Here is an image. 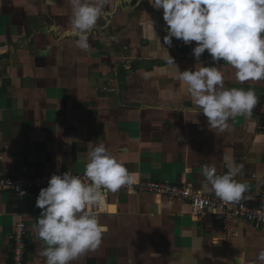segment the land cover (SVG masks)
I'll use <instances>...</instances> for the list:
<instances>
[{"label":"crops","instance_id":"1","mask_svg":"<svg viewBox=\"0 0 264 264\" xmlns=\"http://www.w3.org/2000/svg\"><path fill=\"white\" fill-rule=\"evenodd\" d=\"M71 15L70 0H0V175L84 172L88 153L102 143L136 180L93 209L107 231L97 249L72 264H234L238 255L255 261L264 228L241 218L225 225L214 210L194 213L135 187L159 180L215 195L206 190L202 166L223 173L235 161L243 165L235 179L248 184L242 199L256 201L264 185V80L240 82L231 65L218 62L225 87L251 88L258 103L251 116L209 128L176 76L197 61L176 51L174 39L164 44L162 9L150 0H108L87 50L77 46ZM165 89L175 91L166 104L159 95ZM40 190L25 197L0 192V264H11L19 221L26 224L27 264H43L34 230Z\"/></svg>","mask_w":264,"mask_h":264},{"label":"clouds","instance_id":"2","mask_svg":"<svg viewBox=\"0 0 264 264\" xmlns=\"http://www.w3.org/2000/svg\"><path fill=\"white\" fill-rule=\"evenodd\" d=\"M108 0H70L71 30L78 35L77 46L89 48L88 34L104 14ZM163 10L167 28L164 44L173 38L185 45L195 42L194 69L176 76L191 104L207 117L209 128H223L239 115L251 116L258 97L251 88H227L217 67L225 61L236 71L240 82L264 80V0H150ZM207 51L213 64L205 66L201 56ZM174 62L172 59L170 63ZM146 73V78L150 76ZM166 104L175 96L172 89L161 90ZM191 110V109H190ZM227 171L219 173L214 164L202 166L206 190L225 202H239L247 190L246 181L235 179L243 165L227 162ZM136 175L130 173L104 144L88 153L84 178L71 171L53 174L48 186L40 190L36 207L41 209L34 230L40 244L43 264H72L86 251L97 249L107 226L93 209L105 206L108 192L131 187ZM234 264H264V249L255 261L238 255Z\"/></svg>","mask_w":264,"mask_h":264},{"label":"built area","instance_id":"3","mask_svg":"<svg viewBox=\"0 0 264 264\" xmlns=\"http://www.w3.org/2000/svg\"><path fill=\"white\" fill-rule=\"evenodd\" d=\"M174 39L176 51L181 54L192 53L195 42L185 45L182 40ZM210 57L207 51L200 59ZM264 132V123L260 126ZM71 171L74 175L84 178V172L76 170L51 169L36 172H13L0 175V192L10 191L18 197H25L29 192L48 186V181L53 174H63ZM264 183V181H263ZM121 189H129L128 186ZM135 190L150 192L170 201H177L190 205L194 213H203L209 209L218 212L225 222L231 224L234 218H241L252 223L258 229L264 228V185L256 201L241 199L237 203L225 202L216 195H209L194 189L187 183H171L159 180H140L136 183ZM11 264H27L28 245L26 240V224L24 221L16 223L9 242Z\"/></svg>","mask_w":264,"mask_h":264},{"label":"snow or ice","instance_id":"4","mask_svg":"<svg viewBox=\"0 0 264 264\" xmlns=\"http://www.w3.org/2000/svg\"><path fill=\"white\" fill-rule=\"evenodd\" d=\"M109 210L114 212L116 209H115L114 206H110V209Z\"/></svg>","mask_w":264,"mask_h":264}]
</instances>
